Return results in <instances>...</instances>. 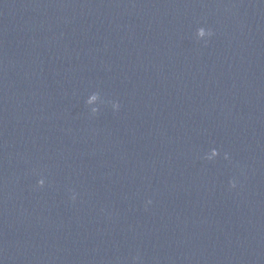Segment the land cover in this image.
Listing matches in <instances>:
<instances>
[{"label": "water", "instance_id": "1", "mask_svg": "<svg viewBox=\"0 0 264 264\" xmlns=\"http://www.w3.org/2000/svg\"><path fill=\"white\" fill-rule=\"evenodd\" d=\"M0 264H264V0H0Z\"/></svg>", "mask_w": 264, "mask_h": 264}, {"label": "clouds", "instance_id": "2", "mask_svg": "<svg viewBox=\"0 0 264 264\" xmlns=\"http://www.w3.org/2000/svg\"><path fill=\"white\" fill-rule=\"evenodd\" d=\"M201 31L203 32V30H201ZM233 186H235V184Z\"/></svg>", "mask_w": 264, "mask_h": 264}]
</instances>
